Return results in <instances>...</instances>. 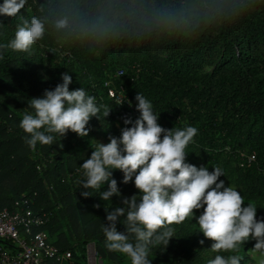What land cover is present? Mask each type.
I'll use <instances>...</instances> for the list:
<instances>
[{
    "label": "trees",
    "instance_id": "1",
    "mask_svg": "<svg viewBox=\"0 0 264 264\" xmlns=\"http://www.w3.org/2000/svg\"><path fill=\"white\" fill-rule=\"evenodd\" d=\"M33 17L44 25L40 40L26 52L0 48V209L26 199L43 216L35 231L45 230L61 253L70 254L48 264H84L90 242L103 264H131L107 249L103 232L105 208L123 206L121 198L103 201L97 190L85 198L79 187L81 164L96 148L91 127L107 141L121 134L123 107L106 84L132 98L144 95L166 129L196 127L186 161H202L210 171L219 167V178L240 191L243 206L253 203L257 219L264 218V0H26L16 17L0 15V45ZM60 20L65 27H57ZM120 68L124 72L117 76ZM62 73L72 77L70 90L83 87L95 96L101 119H90L87 137L52 134V144L33 149L20 121L34 114L31 98L62 83ZM105 108L112 109L103 118ZM113 178L122 196L138 193L132 181L121 182V171L113 170ZM105 190L107 183L100 189ZM202 212L171 225L174 237L166 248L162 242L149 246L152 264H208L217 255H237L240 264H250L256 243L251 238L234 252L202 255L213 243L196 224ZM125 223L126 213L117 230L126 232ZM129 242H137L134 234ZM10 246L1 240L0 252Z\"/></svg>",
    "mask_w": 264,
    "mask_h": 264
},
{
    "label": "clouds",
    "instance_id": "2",
    "mask_svg": "<svg viewBox=\"0 0 264 264\" xmlns=\"http://www.w3.org/2000/svg\"><path fill=\"white\" fill-rule=\"evenodd\" d=\"M25 3L26 0H4L0 15L16 17ZM65 26V20L57 22L58 28ZM43 34V23L33 17L30 23L25 20L17 25L14 39L0 48L26 52ZM61 76L62 83L54 89H46L42 97L31 98L28 107L34 114H24L20 121L19 127L28 134L26 143L33 149L37 143L52 144V134L64 137L71 131L87 137L90 119H101L95 96L87 94L83 87L70 90L72 77L67 73ZM135 100L139 116L134 121L131 117L123 120L131 127H123L119 137L109 136L106 144L100 142L81 164L83 179L79 187L84 189L83 197H90L92 190H97L103 201L113 196L121 198L123 206L105 208L108 223H104L103 232L107 249L126 255L131 264H152L148 259L149 246L162 242L166 248L174 237L170 226L193 218L194 210L203 208L196 224L199 232L213 241V252H234L251 238L256 241L252 251L259 254L258 264H264V218L257 219V207L250 202L243 206L245 200L240 191L225 186V181L219 179L224 175L219 167L209 171L207 166L197 167L186 161L185 148L197 134V128L166 129L158 123L159 114L144 95L137 92ZM128 104L131 107L132 101ZM111 109L105 108L103 118L110 115ZM113 170L123 173L122 183H134L139 199L137 194L122 196ZM106 183L107 190L100 191ZM125 213L126 232H120L117 222ZM129 234L135 235V244L129 242ZM241 260L237 255H217L208 264H240Z\"/></svg>",
    "mask_w": 264,
    "mask_h": 264
},
{
    "label": "built area",
    "instance_id": "3",
    "mask_svg": "<svg viewBox=\"0 0 264 264\" xmlns=\"http://www.w3.org/2000/svg\"><path fill=\"white\" fill-rule=\"evenodd\" d=\"M122 68L118 69L116 75L123 74ZM108 86V94L116 102L125 100L121 105L123 107L117 125L121 131L125 125V117H131L134 121L139 112L135 105L138 101L135 98L125 94L124 88H116L114 85ZM128 101H132L130 107ZM254 156L248 157V162L252 161ZM28 200L17 199L12 208L4 207L0 209V241H8L11 246L0 252V264H48V260H55L60 263L70 257L69 252L61 253L59 248L50 242L45 230H37L36 227L45 223L43 216L35 214L28 206Z\"/></svg>",
    "mask_w": 264,
    "mask_h": 264
},
{
    "label": "rangeland",
    "instance_id": "4",
    "mask_svg": "<svg viewBox=\"0 0 264 264\" xmlns=\"http://www.w3.org/2000/svg\"><path fill=\"white\" fill-rule=\"evenodd\" d=\"M204 68H211V66H210L209 64H207V63H204ZM91 129H92V133H93L94 143H95L96 146H97L100 142L105 143V144L109 142V141L105 140V139L101 136V134H100V133H99L94 127H91ZM201 165L206 166L202 161H197V162H196V166H197V167H199V166H201ZM208 170H209V169H208ZM209 171H210V170H209ZM219 179H220V178H219ZM220 180H224V181H225V186H228V185H229L228 182H227V179H226V178H223V179H220ZM230 186H231V185H230ZM232 187H233V186H232ZM234 188H235V187H234ZM235 189H236V188H235ZM215 253H216V252H213V251L211 250V247H210L207 251L203 252L202 255H203L204 257H209V258H210V257H213ZM85 255H86V260H85L84 264H103V261H102V259L97 255V253H96V249H95V246H94V244H93L92 242H90V243H88V244L86 245V252H85ZM248 256H249V258H250V261H249L250 264H258L259 259H260L258 253H253V251L251 250V251H249Z\"/></svg>",
    "mask_w": 264,
    "mask_h": 264
}]
</instances>
